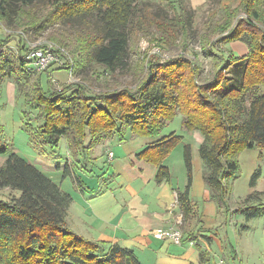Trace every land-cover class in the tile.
<instances>
[{
  "label": "trees",
  "instance_id": "1",
  "mask_svg": "<svg viewBox=\"0 0 264 264\" xmlns=\"http://www.w3.org/2000/svg\"><path fill=\"white\" fill-rule=\"evenodd\" d=\"M40 2L47 8L32 15L31 20L26 18L27 28L42 31L47 24L69 27L66 40L61 37L50 42L66 50L63 43L67 42L73 58L88 57L105 72L113 73L124 66L131 27L144 3L0 0V20L6 28H12L26 10ZM238 11L247 19L230 29L229 17L232 21L237 13L232 12L234 16L229 11L228 19L215 26L213 35L219 37L228 31L224 40L245 41L248 53L240 59H224L222 52L210 51L212 66L206 77L197 58L179 55L163 62L150 59L134 90L90 94L71 83L59 90L49 87L44 91L43 72L35 73L30 67V48L18 43L13 54L11 41L0 40V85L11 77L20 88L19 98L24 106L20 120L33 152L52 157L60 141L65 140L73 167L81 169L78 164L90 161L91 150L103 139L117 136L122 140L128 131L139 137L156 138L180 114L181 126L186 131H198L203 137L198 156L205 167L203 182L211 199L229 210L230 183L239 173L237 155L244 149L264 150V92L256 91L264 89V0H240ZM78 62L66 61L73 76L80 74ZM83 81L91 83L89 79ZM1 133L2 129L0 136ZM180 139L170 133L138 154L157 168V184L169 181L162 164ZM1 143L0 138V156L9 155L0 165V264H139L131 250L74 233L67 225L71 196ZM183 162L186 184L176 194L185 222L196 214L190 198L193 167L189 146L183 147ZM67 168L63 176H68ZM258 177L259 173L253 174L250 188H254ZM73 179L76 187L83 186L74 171ZM4 190L10 195L2 196ZM259 194L248 195L233 213L246 221L264 217Z\"/></svg>",
  "mask_w": 264,
  "mask_h": 264
},
{
  "label": "rangeland",
  "instance_id": "2",
  "mask_svg": "<svg viewBox=\"0 0 264 264\" xmlns=\"http://www.w3.org/2000/svg\"><path fill=\"white\" fill-rule=\"evenodd\" d=\"M40 3L26 10L15 21L12 28H6L4 22L0 20V40L11 41L9 45L13 46L11 48L9 46L8 49L10 48L13 54L16 50L14 45L18 43L31 49H46L50 46L58 49V52L54 54L64 59L60 58L61 64H51L43 72L41 86L44 91H47L49 87L59 90L71 83L82 86L90 94H100L104 91L110 92L120 89L134 90L143 78L150 59L163 62L179 55H185L191 60L197 58L202 64V75L206 77L212 66V60L209 56L210 51L214 53L222 52L224 59H227L229 56L240 59L248 53V45L245 41L229 40L226 42L224 40L225 38L223 37L228 35V31L219 37H214L213 35L215 26L223 24L228 19L230 12L237 13L232 21L229 17L227 24L230 23V29H235L240 20L247 19L246 15L238 13L240 0H137V3H144L145 6L138 9V17L131 27L126 54L123 57L124 66L113 73L105 72L101 66L92 62L88 57L77 55L79 58H73L70 55L72 49L67 42L63 43L67 45V50L62 45L59 46L54 42H50V40L55 38H64L71 31L69 27L64 29L56 25L47 24V27H44L45 29L42 31L27 28L24 24L25 21H28L26 18H30L31 20L32 15L45 10V3ZM232 14L235 16L234 13ZM257 25L260 29L262 28L260 24L257 23ZM210 44L212 46H209ZM66 61L73 64H75V61H79L77 73L80 74L73 76L70 73L71 69L65 68L67 65ZM30 67L34 70L32 64ZM83 79H89L91 83L84 82ZM95 79L97 82L94 83L92 80ZM19 91V86L11 77L4 79L0 85L1 144L8 146L9 152L13 150L27 162L32 161L35 163V161H38L36 159L38 155L30 148L28 135L23 130L20 120L24 106L22 99L19 98ZM256 91L263 93L264 89L260 88ZM176 120L178 118L169 123L163 129L162 134H168L172 131L179 133L181 123ZM259 153H261V158H259ZM108 154L107 158L110 161ZM8 155L9 153L0 156V165L6 160ZM40 157L44 161L43 165L48 163V156ZM52 160L63 163V170L68 166L67 170L72 171V174L74 171L83 183H87L89 177H91L89 179H95L91 176V173L86 172V168L90 169V164L87 161L78 164L82 169L73 167L72 157L70 155L67 156L63 148L58 150L56 155L52 156ZM237 160L239 163V173L236 179L230 183L231 189L227 199L229 210H226L224 207L218 206L211 199V192L205 187L203 182L205 167L199 156L196 155L193 159L195 176L193 192L197 198L195 212L197 215L196 221H198L195 230L199 228L206 230L207 232L202 235L212 239L210 245H208V241L199 236L197 243L211 249V251L208 250L209 254L211 256L213 254L215 259L218 258L215 264L220 263L219 259L224 260L223 264H264V244L262 246L258 245V236L262 228L256 226L254 232L239 235L242 231L241 226L236 222V218H239L240 215L233 213L242 204L244 200H242V196L248 190V184L253 174L259 173V177L256 180L257 189L264 193V150L257 148L244 149L237 155ZM50 162L52 161L50 160ZM52 163L49 165L50 169L44 168V170L49 172L54 170L52 165L57 167V162ZM71 167H73V170L70 169ZM95 168L98 169V172H101V177L107 174V164L102 163V161H99V164ZM63 170L61 171L62 175ZM110 173H112V170H110ZM71 181L74 184L73 177ZM94 183L96 184V181ZM11 194L14 195L13 193ZM7 195H10L9 191L4 190L2 196ZM261 200L264 203V194ZM253 234L255 235L253 236ZM203 242H206L207 245L204 246ZM235 251L237 252V258L233 255Z\"/></svg>",
  "mask_w": 264,
  "mask_h": 264
},
{
  "label": "crops",
  "instance_id": "3",
  "mask_svg": "<svg viewBox=\"0 0 264 264\" xmlns=\"http://www.w3.org/2000/svg\"><path fill=\"white\" fill-rule=\"evenodd\" d=\"M175 118H178L177 122H182L180 114ZM170 133L181 139L162 164L167 169L169 181L163 180L157 184L155 182L157 168L137 156ZM170 133L161 132L160 136L152 138L139 137L128 131L122 140L117 136L104 139L99 146L91 150L90 161H87L90 169L86 168V172L91 173L95 179H89L91 177L88 176L87 183H83L81 188L72 183V171L68 172V176H63L61 171L64 164L53 161L51 156L45 165L42 157L36 155L38 161L28 162L71 196L72 204L68 210L67 225L80 236L89 240L117 244L121 248L131 250L139 264H215L218 258L215 259L213 254L212 256L209 254L208 250L211 249L207 248L206 242H203L206 247L197 243L199 236L208 241V245L212 239L202 235L207 232L206 230L200 228L195 230V226L198 225L196 214L193 218L183 221L176 194L177 191L182 192L186 184L183 147H190L193 167V159L198 155L203 137L198 131H186L181 124L179 133L176 131ZM62 148L68 156L65 140L59 143L58 150ZM108 153H112L110 161L107 158ZM50 160L57 162V167L52 165L56 171L44 170L50 169L49 165L53 164ZM99 161L108 167L107 174L103 177L95 168ZM194 184L193 168L190 198L195 209L197 198L193 192ZM252 193H260L258 199H262L264 193L258 191L257 182L254 188H250L248 184V190L242 196V200ZM236 222L241 226L242 232L239 235L254 232L255 227L260 226L262 230L258 236V245L264 244V217L246 221L240 216L236 218ZM166 227H178L182 234L180 245H175L169 240H157L151 236L152 230ZM233 255L235 258L238 257L236 251Z\"/></svg>",
  "mask_w": 264,
  "mask_h": 264
},
{
  "label": "built area",
  "instance_id": "4",
  "mask_svg": "<svg viewBox=\"0 0 264 264\" xmlns=\"http://www.w3.org/2000/svg\"><path fill=\"white\" fill-rule=\"evenodd\" d=\"M57 52L58 49H55L52 46L46 49L30 48L27 57L31 61V64L33 65L35 71L44 72L51 64H55V65L61 64L60 58L62 57L55 55ZM65 68H68V65H66ZM108 157L109 159H111L112 153H109ZM150 234L154 239L157 240H169L175 245L181 244L182 234L180 230L177 228H160L151 231ZM219 261H220L219 264H223V262L220 259Z\"/></svg>",
  "mask_w": 264,
  "mask_h": 264
}]
</instances>
